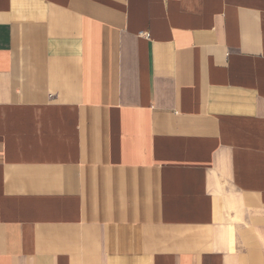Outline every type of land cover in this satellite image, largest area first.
<instances>
[{
	"label": "crops",
	"instance_id": "0c3cea01",
	"mask_svg": "<svg viewBox=\"0 0 264 264\" xmlns=\"http://www.w3.org/2000/svg\"><path fill=\"white\" fill-rule=\"evenodd\" d=\"M0 264H264V0H0Z\"/></svg>",
	"mask_w": 264,
	"mask_h": 264
}]
</instances>
